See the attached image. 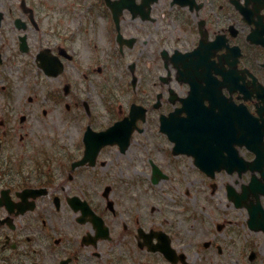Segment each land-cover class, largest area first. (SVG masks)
I'll use <instances>...</instances> for the list:
<instances>
[{"label": "flooded vegetation", "instance_id": "obj_1", "mask_svg": "<svg viewBox=\"0 0 264 264\" xmlns=\"http://www.w3.org/2000/svg\"><path fill=\"white\" fill-rule=\"evenodd\" d=\"M120 1L0 0V264H264V0Z\"/></svg>", "mask_w": 264, "mask_h": 264}, {"label": "rangeland", "instance_id": "obj_2", "mask_svg": "<svg viewBox=\"0 0 264 264\" xmlns=\"http://www.w3.org/2000/svg\"><path fill=\"white\" fill-rule=\"evenodd\" d=\"M36 86H33L32 83L27 84L26 86L22 87L17 93L19 94H34L36 90H34ZM56 115V114H55ZM48 121H51L48 119ZM19 137V136H17ZM214 264H239V262H224L220 259H215Z\"/></svg>", "mask_w": 264, "mask_h": 264}]
</instances>
